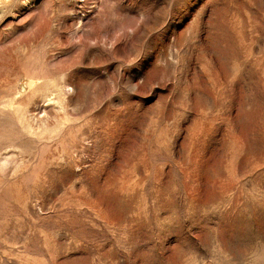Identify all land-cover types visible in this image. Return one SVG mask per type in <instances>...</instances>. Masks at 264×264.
Here are the masks:
<instances>
[{"label":"rangeland","instance_id":"374dc122","mask_svg":"<svg viewBox=\"0 0 264 264\" xmlns=\"http://www.w3.org/2000/svg\"><path fill=\"white\" fill-rule=\"evenodd\" d=\"M0 264H264V0H0Z\"/></svg>","mask_w":264,"mask_h":264},{"label":"bare ground","instance_id":"6f19581e","mask_svg":"<svg viewBox=\"0 0 264 264\" xmlns=\"http://www.w3.org/2000/svg\"><path fill=\"white\" fill-rule=\"evenodd\" d=\"M23 89L26 90V82L23 83Z\"/></svg>","mask_w":264,"mask_h":264}]
</instances>
